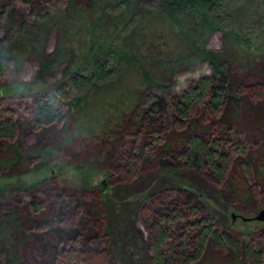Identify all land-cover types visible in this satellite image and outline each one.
Listing matches in <instances>:
<instances>
[{
	"label": "trees",
	"instance_id": "obj_1",
	"mask_svg": "<svg viewBox=\"0 0 264 264\" xmlns=\"http://www.w3.org/2000/svg\"><path fill=\"white\" fill-rule=\"evenodd\" d=\"M69 1L71 0H0V25L6 16L21 14L25 9L30 17L39 21L49 18ZM230 1L148 0L146 7L150 12H142L139 25L145 28L143 33L149 34L152 30L158 31V34L175 31L174 26L184 25L182 17L193 13L201 19L202 33L197 38L192 39L185 32L179 33L184 36V43L190 42L204 56V60L212 64L214 72L200 78L180 94L169 95L168 86L161 82L163 75L152 74L144 67H138L141 86L144 88L140 93L146 96L148 102L140 114V101L134 96L137 90L127 89L125 84L127 71L130 69L128 65L133 64L131 61H134V57L119 49L115 44L116 39L111 40L112 37L100 44L96 42L99 30H103V21L110 22L113 32L116 23L126 21L124 15L132 5V0H74L71 3L69 21L77 23L78 29L66 31V40L61 47L54 54L40 59L37 75L42 79L69 58L76 60L78 57L77 68L66 71L65 78L58 80L53 87L32 94L30 105H24L30 106L31 117L27 113L5 107L0 94L2 177L37 173L46 168L53 146L28 148L21 143L25 140L24 132L30 123L41 134L56 138L66 136V141L73 138L95 141L108 137L113 131L117 136L110 145L120 146L116 158L122 164V178L126 183L146 171L179 176L186 170L206 175L217 183L223 182L234 154H248L244 142L238 134L235 135L234 128L235 124L246 125L243 120L244 111L258 129L264 127V92L259 84L249 85L240 78L248 73L235 76L224 71L219 56L208 51L203 44L209 33L226 31L228 34L219 13ZM154 7L158 10H153ZM254 14L257 15L258 22L251 32L255 34L256 41H260L258 49L264 52V0H256ZM153 17L162 21V25L154 23ZM234 25L229 30L240 42L244 29L236 22H233ZM122 29L120 32L124 34L127 26ZM89 34L94 39L88 42ZM130 38L124 39L123 43L130 45ZM252 39L249 36L242 42H246L251 48ZM4 40V37H0V76L9 60L15 57L14 50L3 49ZM259 62L261 68L256 76L264 79V58ZM256 76L252 78L255 79ZM148 88L150 90L145 91ZM156 91L164 94H157ZM250 91L260 98V102L251 104L248 101ZM200 111L205 116L201 125L193 122ZM61 125L63 127L58 130L57 127ZM180 129L184 131L182 135ZM108 156L110 157V153H107ZM35 161L38 165L31 167ZM245 169L250 171L248 164ZM256 171L264 184V163L257 166ZM8 172H11L10 175ZM46 179L30 185L1 186L0 196H5L7 192L25 194L39 187ZM184 182L179 179L177 186L145 194L133 214L135 222L141 212L148 209L152 222L151 264L210 261L209 256L206 257L210 253V246L231 249L232 264H264V250H259L249 241L243 244L227 229L221 230L202 203V193L193 192ZM98 186L104 194L112 184L109 179H104ZM151 201H159V209L153 208L155 206L149 204ZM33 208L39 210L40 205L34 202ZM7 223L16 230L21 228V220L17 214L0 212V230ZM249 234L250 232L246 236ZM76 254V250L70 253L62 264H70ZM0 264H15L11 249L7 246L0 247ZM104 264L116 263L109 259Z\"/></svg>",
	"mask_w": 264,
	"mask_h": 264
},
{
	"label": "rangeland",
	"instance_id": "obj_2",
	"mask_svg": "<svg viewBox=\"0 0 264 264\" xmlns=\"http://www.w3.org/2000/svg\"><path fill=\"white\" fill-rule=\"evenodd\" d=\"M73 1L40 21L30 17L26 9L21 14L3 18L0 25V37L5 38L3 49L14 50L15 55L0 76V94L5 107L31 117L30 106L24 105H30L32 94L53 87L58 80L65 78L66 71L79 65L78 57L76 60L69 58L42 79L37 75L40 59L54 54L61 47L66 40V31L78 29L77 23L69 21ZM147 2L132 0L124 15L126 21L116 23L114 32L110 22L103 21V30H99L96 38L100 44L112 37L119 49L134 57L131 66L126 64L130 69L125 84L127 89L137 90L134 96L140 101V114L148 102L146 96L140 93L144 88L138 67L163 75L161 82L168 86L169 95L180 94L200 78L214 72L212 64L204 60V56L190 42L184 43V36L179 33L185 32L192 39L197 38L202 33L201 19L194 13L189 14L182 17L184 25L174 26L175 31L158 34V31L152 30L146 34L143 33L145 28L139 25L142 12H150ZM255 5L256 0H231L219 13L228 34L226 31L209 33L203 44L208 51L219 56L224 71L235 76L248 73L240 78L249 85L258 83L264 92V79L256 76L264 52L258 49L260 41H256L255 34L251 32L258 22L254 14ZM152 9L158 10L155 7ZM153 18L154 23L162 25L157 17ZM233 22L244 29L240 42L229 30L235 27ZM125 26L126 32L122 34L120 31ZM249 36L253 38L251 48L242 42ZM126 38L131 39L130 45L123 43ZM92 39L94 37L89 34L87 41ZM80 43L83 45L82 40ZM254 76L255 79L252 78ZM156 93L164 94L162 91ZM248 94L251 104L260 102V98L251 91ZM200 112L193 122L201 125L205 116ZM243 120L246 125L235 124V131L238 132L235 135L238 134L244 142L248 154H234L221 183L192 170H186L179 176L146 171L126 183L122 178V164L116 158L120 146L110 145L117 136L113 131L108 137L95 141L84 138L66 141V136H46L28 123L25 140L21 143L28 148L52 145L54 150L46 168L37 173L8 177H2L0 173V187L30 185L47 178L39 187L25 194L7 192L5 196H0V212L15 213L21 220L20 229L16 230L7 223L0 230V247L11 249L15 264H62L65 257L75 250L77 256L70 264H104L109 259L116 264H151L152 222L148 209L145 208L135 222L133 214L145 194L177 186L182 179L193 192L202 193V203L221 230L227 229L243 244L249 241L259 250H264V222L244 221L239 216L233 220L232 217L233 213L253 217L264 208V184L256 171L257 166L264 163V127L258 129L246 111ZM67 128L70 130L69 125ZM180 132L181 135L184 133L181 129ZM245 163L250 171L245 169ZM36 165L37 161L30 166ZM104 179H109L112 186L103 194L98 185ZM159 201L149 204L157 210ZM34 202L40 205L39 210L33 208ZM248 232L250 234L246 236ZM208 250L210 253L206 257L209 256L210 261L202 260L194 264H232L231 249L210 246Z\"/></svg>",
	"mask_w": 264,
	"mask_h": 264
},
{
	"label": "water",
	"instance_id": "obj_3",
	"mask_svg": "<svg viewBox=\"0 0 264 264\" xmlns=\"http://www.w3.org/2000/svg\"><path fill=\"white\" fill-rule=\"evenodd\" d=\"M241 217L244 221H259V222H264V208L259 210L253 217H245L243 215H237L235 213L232 214L233 220H235L237 217Z\"/></svg>",
	"mask_w": 264,
	"mask_h": 264
}]
</instances>
